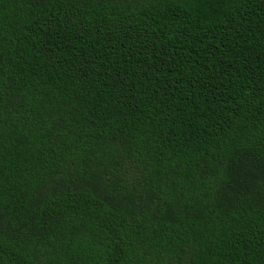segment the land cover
Segmentation results:
<instances>
[{"label":"trees","instance_id":"16d2710c","mask_svg":"<svg viewBox=\"0 0 264 264\" xmlns=\"http://www.w3.org/2000/svg\"><path fill=\"white\" fill-rule=\"evenodd\" d=\"M0 264H264V0H0Z\"/></svg>","mask_w":264,"mask_h":264}]
</instances>
